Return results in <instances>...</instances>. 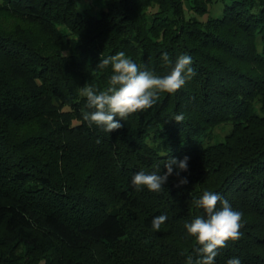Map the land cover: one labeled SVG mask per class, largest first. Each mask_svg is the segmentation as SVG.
Masks as SVG:
<instances>
[{"label": "trees", "instance_id": "16d2710c", "mask_svg": "<svg viewBox=\"0 0 264 264\" xmlns=\"http://www.w3.org/2000/svg\"><path fill=\"white\" fill-rule=\"evenodd\" d=\"M82 1L0 0V264H185L205 190L243 213L215 264H264V0H97L96 16ZM121 51L159 76L187 54L196 75L118 130L89 128L81 89H106L97 65ZM228 122L224 142L196 141ZM185 156L186 185L135 190Z\"/></svg>", "mask_w": 264, "mask_h": 264}, {"label": "clouds", "instance_id": "9594fccd", "mask_svg": "<svg viewBox=\"0 0 264 264\" xmlns=\"http://www.w3.org/2000/svg\"><path fill=\"white\" fill-rule=\"evenodd\" d=\"M161 59L166 65L171 64L167 52L162 54ZM192 64L191 56L180 55L170 72L159 76L151 71L141 70L122 51L101 59L97 67L105 69L111 65L113 74L104 90H97L91 85L82 87L81 95L86 97V108L91 109L82 111L83 121L87 122L89 128L95 125L106 133L120 129L123 126L120 120L125 121L131 114L153 107L161 92L174 94L181 89L187 80L196 75ZM174 120L182 123L183 114L175 115ZM188 160V156L181 160L167 159L163 163L165 172L161 174L154 171L146 174L141 170L133 174L131 183L136 191L146 187L150 192L159 193L169 177L175 174L179 178L176 187L186 185L188 180L186 177L180 178V173L188 171ZM193 203L204 214L184 225L187 235L195 239L194 255H188L185 264H215L218 249L226 247L228 241L241 238L243 213L233 209L229 201L222 199L218 193L208 190L198 199H194ZM167 219V215L155 216L151 221L152 229L160 231ZM226 264H241V260L237 257L229 258Z\"/></svg>", "mask_w": 264, "mask_h": 264}, {"label": "rangeland", "instance_id": "374dc122", "mask_svg": "<svg viewBox=\"0 0 264 264\" xmlns=\"http://www.w3.org/2000/svg\"><path fill=\"white\" fill-rule=\"evenodd\" d=\"M100 2L97 0H83L80 3V9L82 11L87 10L88 14L92 15V16H96L98 14V11L101 9L100 6ZM221 4L218 5H214L213 8L211 9L210 15L213 17H217L221 14ZM186 18L189 19L192 17L193 14H190V11H186ZM206 20V17H200V20ZM233 128L232 123H225V124H221L218 127H216L213 130L212 133V137L210 136V138L208 139H198L196 140L198 143L203 144V145H210V144H216V143H220V142H224L227 135L231 132Z\"/></svg>", "mask_w": 264, "mask_h": 264}]
</instances>
